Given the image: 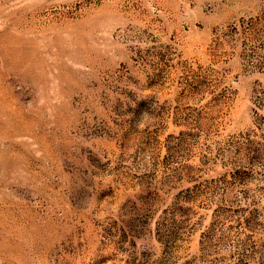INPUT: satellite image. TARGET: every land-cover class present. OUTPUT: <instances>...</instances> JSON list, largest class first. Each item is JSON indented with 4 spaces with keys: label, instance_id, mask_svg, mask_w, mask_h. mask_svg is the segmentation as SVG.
Returning a JSON list of instances; mask_svg holds the SVG:
<instances>
[{
    "label": "rangeland",
    "instance_id": "374dc122",
    "mask_svg": "<svg viewBox=\"0 0 264 264\" xmlns=\"http://www.w3.org/2000/svg\"><path fill=\"white\" fill-rule=\"evenodd\" d=\"M0 264H264V0H0Z\"/></svg>",
    "mask_w": 264,
    "mask_h": 264
}]
</instances>
